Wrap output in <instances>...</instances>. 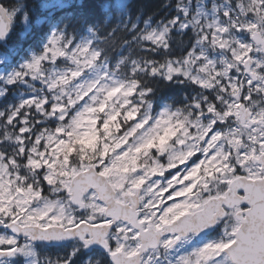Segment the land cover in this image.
Instances as JSON below:
<instances>
[{"label":"snow or ice","instance_id":"snow-or-ice-1","mask_svg":"<svg viewBox=\"0 0 264 264\" xmlns=\"http://www.w3.org/2000/svg\"><path fill=\"white\" fill-rule=\"evenodd\" d=\"M37 9L0 54V264H264V0H0V45Z\"/></svg>","mask_w":264,"mask_h":264},{"label":"trees","instance_id":"trees-1","mask_svg":"<svg viewBox=\"0 0 264 264\" xmlns=\"http://www.w3.org/2000/svg\"><path fill=\"white\" fill-rule=\"evenodd\" d=\"M40 1L41 0H29V7L31 8L35 4H39ZM76 2H78V0H76ZM105 2H111V0H98V3L101 5ZM130 3L134 15L140 9H143L144 14L147 15L149 12H153L156 10V8L160 3V0H130ZM39 15H41V13L39 9H37V11L33 13V19L37 18ZM34 30L37 32L35 38H39V36L45 30V27L40 28V26L35 25ZM22 31H23L22 27L17 25L16 29L13 31L11 37L9 38L8 45L7 46L0 45V50L3 51L4 53H8V50L10 48L17 47L20 50V54H24V50H25L24 47H27L28 44L32 42L33 38H28L26 35H21ZM59 249L60 248L58 247H50V252H56Z\"/></svg>","mask_w":264,"mask_h":264},{"label":"rangeland","instance_id":"rangeland-1","mask_svg":"<svg viewBox=\"0 0 264 264\" xmlns=\"http://www.w3.org/2000/svg\"><path fill=\"white\" fill-rule=\"evenodd\" d=\"M42 2H44V0H41L40 1V3H42ZM37 18H35V19H33V27H32V31L30 32V33H28L26 36L28 37V38H33V40H32V42L30 43V44H33V43H35L37 40H38V38H35L36 37V35H37V32L34 30V26L35 25H37ZM38 26V25H37ZM40 26V28L42 27H44L43 25H39ZM39 32V31H38ZM39 34V33H38ZM29 45V44H28ZM28 47V46H27ZM27 47H24L25 49H27ZM0 54H4V52L3 51H1L0 50ZM21 55H23V54H21ZM18 57H13V62H15V60L17 59ZM4 67H6L5 65H0V69H2V68H4ZM47 253H49V254H55L56 252H58V251H61V249H59V250H57L56 252H50V248H47L46 250H45Z\"/></svg>","mask_w":264,"mask_h":264}]
</instances>
